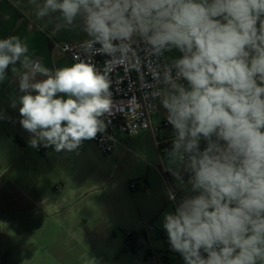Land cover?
Here are the masks:
<instances>
[{"label": "clouds", "instance_id": "obj_1", "mask_svg": "<svg viewBox=\"0 0 264 264\" xmlns=\"http://www.w3.org/2000/svg\"><path fill=\"white\" fill-rule=\"evenodd\" d=\"M30 3L37 19L55 18L53 35L79 21L85 51L123 53L138 38L181 53L159 90L174 130L169 170L186 191L163 215L170 248L184 264H264V0ZM77 60L50 69L19 36L0 39V82L12 66L31 147L71 152L105 131L107 72Z\"/></svg>", "mask_w": 264, "mask_h": 264}, {"label": "rangeland", "instance_id": "obj_2", "mask_svg": "<svg viewBox=\"0 0 264 264\" xmlns=\"http://www.w3.org/2000/svg\"><path fill=\"white\" fill-rule=\"evenodd\" d=\"M23 4L34 23L42 21L34 24L36 38L48 39L51 47L53 41L74 43L88 37L79 21L53 35L55 18L37 19L30 0ZM167 56L169 62L177 59ZM0 115V264H150L143 241L134 251L125 244L132 226L128 218L138 217L139 209L150 215L153 203L163 199L158 187L149 190L143 184L133 191L129 184L140 183L141 175L160 166L154 143L173 140L171 125L154 136L132 138L130 152L118 158L102 155L90 140L71 152L48 147L39 154L42 145L30 146L19 108L3 106ZM164 120L166 109L153 117L155 125ZM14 135H21L23 146ZM167 205L161 216L174 210L172 202Z\"/></svg>", "mask_w": 264, "mask_h": 264}, {"label": "built area", "instance_id": "obj_3", "mask_svg": "<svg viewBox=\"0 0 264 264\" xmlns=\"http://www.w3.org/2000/svg\"><path fill=\"white\" fill-rule=\"evenodd\" d=\"M83 42L60 44L53 41L51 50L61 52L72 64L78 62V57L80 60L91 62L101 72H107L112 103L110 110L101 117L106 128L104 132L98 133L94 139L90 140L102 155L112 156L117 148L122 146L124 138H136L142 133L154 136L170 126L167 120L159 125L153 123V117L160 102L159 90L164 87L163 72L172 63L166 59L169 51L161 54L154 53L149 46L138 39L123 53L106 54L95 50L85 51ZM95 48H99V45H95ZM14 79L19 85L16 76ZM168 143L155 142L157 153H161L164 150L163 146ZM204 144L205 142L201 141V146ZM46 149L41 146L37 152L45 154ZM124 149L130 152L128 146H124ZM170 176L175 178L172 172L171 174L165 172L170 185L169 190H172L176 196L183 187L174 188L170 184ZM140 184L141 182L130 183L129 188L133 191L138 190ZM130 235V233L126 234V237ZM164 253L180 256L179 253L171 250L169 243L165 244ZM162 258L161 255H151L149 262L164 264Z\"/></svg>", "mask_w": 264, "mask_h": 264}, {"label": "crops", "instance_id": "obj_4", "mask_svg": "<svg viewBox=\"0 0 264 264\" xmlns=\"http://www.w3.org/2000/svg\"><path fill=\"white\" fill-rule=\"evenodd\" d=\"M22 8V9H20ZM31 12L23 4V0H0V39L7 38L12 35L19 36L21 39L25 40L29 46L30 53L35 57H38L42 60L43 64L50 68L55 69L63 66H70L72 63L70 60L62 54H54L55 51L51 50V44L48 39L43 37L36 38L35 36V26L34 24H42V21H36L34 23L33 19L30 18ZM80 23V22H79ZM87 37L85 40H87ZM78 43V42H74ZM173 57L179 58L181 53L172 49L167 55H172ZM168 61V60H167ZM11 67L7 70V77L4 81L0 82V108L4 106V109L15 110L20 107L19 96L23 93L19 90V85L15 81V76L11 72ZM17 68H20V65H16ZM40 78V77H38ZM13 101H16V107L12 106ZM164 109L161 101L157 105L156 113ZM155 113V114H156ZM2 115H0L1 117ZM13 139L20 146H23V139L21 135H14ZM132 144L131 139L124 138L122 140V146L118 147L116 152L113 154L115 158L122 156L125 153L124 146L130 148ZM172 141H169L167 145H164V150L161 153H157L158 161L160 166L153 171L147 170L145 175H141L139 178H143L139 189L144 188L152 190L154 187H158V196L162 197V202H154L150 215L144 214V211L141 209L138 213V217L132 216L128 220L131 221L132 226L129 227V233L132 234L133 249L137 248V242L142 241L144 243L143 247L146 251L145 260H148L151 255H161L162 261L164 264H184L182 256H174L170 254H165V244L168 243L167 233L163 229V216L161 213L168 209V192L170 189L169 182L165 177V172L171 174L169 167H167L165 157L167 156L166 152L171 149ZM205 146L202 145L201 148ZM166 151V152H165ZM164 154V157L161 155ZM170 184L178 189L180 184L178 181L170 176ZM186 195L185 189H180L176 195V201L172 202L173 209H175L178 201ZM170 202V201H169ZM155 207V209H154ZM174 211V210H173ZM153 212V213H152ZM161 240V244L158 240ZM130 249V247H129ZM131 250V249H130Z\"/></svg>", "mask_w": 264, "mask_h": 264}, {"label": "trees", "instance_id": "obj_5", "mask_svg": "<svg viewBox=\"0 0 264 264\" xmlns=\"http://www.w3.org/2000/svg\"><path fill=\"white\" fill-rule=\"evenodd\" d=\"M132 234L128 237H126L125 244L127 247H130L131 251H134L133 249V242H132ZM169 243V242H168ZM181 256V255H180Z\"/></svg>", "mask_w": 264, "mask_h": 264}]
</instances>
